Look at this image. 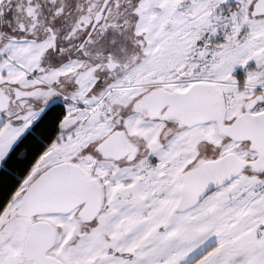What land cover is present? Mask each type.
<instances>
[{
    "label": "snow or ice",
    "instance_id": "obj_1",
    "mask_svg": "<svg viewBox=\"0 0 264 264\" xmlns=\"http://www.w3.org/2000/svg\"><path fill=\"white\" fill-rule=\"evenodd\" d=\"M0 174V264H264V0H0Z\"/></svg>",
    "mask_w": 264,
    "mask_h": 264
},
{
    "label": "trees",
    "instance_id": "obj_2",
    "mask_svg": "<svg viewBox=\"0 0 264 264\" xmlns=\"http://www.w3.org/2000/svg\"><path fill=\"white\" fill-rule=\"evenodd\" d=\"M11 178H7L8 181H10ZM4 179L2 178V174H0V183H3Z\"/></svg>",
    "mask_w": 264,
    "mask_h": 264
}]
</instances>
